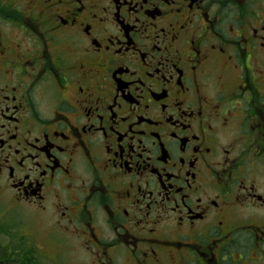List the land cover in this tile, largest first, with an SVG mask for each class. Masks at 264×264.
<instances>
[{"label":"flooded vegetation","instance_id":"af4514ba","mask_svg":"<svg viewBox=\"0 0 264 264\" xmlns=\"http://www.w3.org/2000/svg\"><path fill=\"white\" fill-rule=\"evenodd\" d=\"M0 264H264V0H0Z\"/></svg>","mask_w":264,"mask_h":264}]
</instances>
